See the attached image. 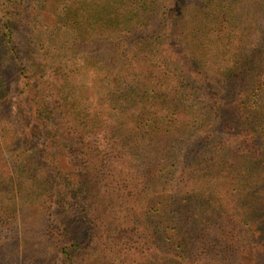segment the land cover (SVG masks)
Masks as SVG:
<instances>
[{"label":"trees","instance_id":"obj_1","mask_svg":"<svg viewBox=\"0 0 264 264\" xmlns=\"http://www.w3.org/2000/svg\"><path fill=\"white\" fill-rule=\"evenodd\" d=\"M0 264H264V0H0Z\"/></svg>","mask_w":264,"mask_h":264},{"label":"rangeland","instance_id":"obj_2","mask_svg":"<svg viewBox=\"0 0 264 264\" xmlns=\"http://www.w3.org/2000/svg\"><path fill=\"white\" fill-rule=\"evenodd\" d=\"M3 109H4V107L2 108V110H3ZM4 111L8 112V110H5V109H4ZM8 113H9V112H8ZM7 115H8V114H7ZM20 197H24V198H26V195H21ZM23 209L26 210V207H23Z\"/></svg>","mask_w":264,"mask_h":264}]
</instances>
